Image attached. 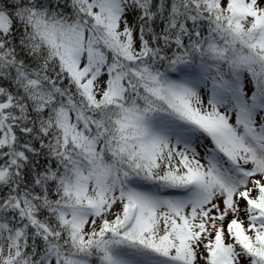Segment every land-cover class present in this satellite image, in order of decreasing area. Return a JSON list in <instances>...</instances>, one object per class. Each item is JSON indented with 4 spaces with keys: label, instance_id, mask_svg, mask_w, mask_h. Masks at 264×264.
<instances>
[{
    "label": "snow or ice",
    "instance_id": "snow-or-ice-1",
    "mask_svg": "<svg viewBox=\"0 0 264 264\" xmlns=\"http://www.w3.org/2000/svg\"><path fill=\"white\" fill-rule=\"evenodd\" d=\"M0 264H264V0H0Z\"/></svg>",
    "mask_w": 264,
    "mask_h": 264
}]
</instances>
